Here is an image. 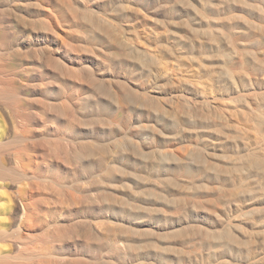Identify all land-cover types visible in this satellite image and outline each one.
Returning <instances> with one entry per match:
<instances>
[{
  "label": "rangeland",
  "instance_id": "obj_1",
  "mask_svg": "<svg viewBox=\"0 0 264 264\" xmlns=\"http://www.w3.org/2000/svg\"><path fill=\"white\" fill-rule=\"evenodd\" d=\"M15 1L0 264H264V0Z\"/></svg>",
  "mask_w": 264,
  "mask_h": 264
},
{
  "label": "bare ground",
  "instance_id": "obj_2",
  "mask_svg": "<svg viewBox=\"0 0 264 264\" xmlns=\"http://www.w3.org/2000/svg\"><path fill=\"white\" fill-rule=\"evenodd\" d=\"M156 1V0H155ZM257 1H259V0H257ZM256 1V2H257ZM8 2L10 3V6H9V11L10 12H8L9 13V18H8V20L7 21H4L3 20V15H2V0H0V47H3V46H11L12 44H13V41H14V38H15V33H14V22H15V8H16V1L15 0H8ZM116 2V1H115ZM159 2V1H158ZM252 2V1H251ZM140 3V2H139ZM159 4V3H158ZM164 4V3H163ZM235 4V3H234ZM248 4V3H247ZM264 4V3H263ZM99 5V4H98ZM236 6V5H235ZM146 7V6H145ZM160 7H161V5H160ZM113 8V7H112ZM148 8V7H147ZM44 9V8H43ZM104 9H106V8H104ZM92 10V9H91ZM42 11H44V10H42ZM93 11V10H92ZM106 11V10H105ZM94 13H95V11H93ZM49 13V15H51V13L50 12H48ZM93 13V14H94ZM101 13V12H100ZM112 13V12H111ZM76 14H78V13H76ZM92 14V13H91ZM103 14V13H102ZM134 14V13H133ZM158 14V13H157ZM101 15V14H100ZM105 15H107V14H105ZM238 15V14H237ZM40 16H42V15H40ZM158 16V15H157ZM233 16V15H232ZM231 16V17H232ZM97 17H99V16H97ZM94 18V17H93ZM227 18V17H226ZM107 19V18H106ZM109 19V18H108ZM249 20V19H248ZM28 21V20H27ZM34 21V20H33ZM254 21V20H253ZM50 22V21H49ZM260 22V21H259ZM47 23V22H46ZM239 23V22H238ZM264 23V22H263ZM55 24H56V26H58V22H57V20L55 21ZM46 25V24H45ZM133 25V24H132ZM259 25H261V24H259ZM263 25V24H262ZM43 26V25H42ZM48 26V25H47ZM60 26V25H59ZM264 26V25H263ZM143 27V26H142ZM253 27V26H252ZM51 28V27H50ZM54 28V27H53ZM92 28V27H91ZM104 28H105V25H104ZM4 29H5V31H6V35H5V37H3V32H4ZM42 29V28H41ZM52 29V28H51ZM106 29V28H105ZM98 30V29H97ZM96 30V31H97ZM102 30H103V27H102ZM99 31V30H98ZM42 32V31H41ZM100 32V31H99ZM74 33V32H73ZM78 33V32H77ZM76 33V34H77ZM83 33V32H82ZM85 33V32H84ZM87 33V32H86ZM25 34V33H24ZM38 34V33H37ZM97 34V33H96ZM117 34V33H116ZM100 35V34H99ZM237 35V34H236ZM95 36V35H94ZM101 36V35H100ZM109 36V35H108ZM200 36V35H199ZM247 36H248V34H247ZM102 37V36H101ZM104 37V36H103ZM256 37V36H255ZM264 37V36H263ZM88 39H90V38H88ZM232 39V38H231ZM252 39V38H251ZM81 40H82V38H81ZM208 40V39H207ZM42 41V40H41ZM88 41V40H87ZM264 41V40H263ZM62 42V41H61ZM82 42V41H81ZM139 42H140V40H139ZM194 42V41H193ZM243 42V41H242ZM86 43V42H85ZM130 43V42H129ZM260 43V42H259ZM80 44V43H79ZM87 44V43H86ZM85 44V45H86ZM135 44V43H134ZM140 44V43H139ZM54 45V44H53ZM250 45H252V44H250ZM249 45V46H250ZM61 46V45H60ZM138 46V45H137ZM248 46V45H247ZM86 47V46H85ZM139 47V46H138ZM140 47H141V45H140ZM251 47V46H250ZM35 48V47H34ZM80 48V47H79ZM83 48V47H82ZM133 48V47H132ZM222 48V47H221ZM229 48H231V47H229ZM249 48V47H248ZM134 49V48H133ZM136 49L138 50V48L136 47ZM251 49V48H250ZM245 50V49H244ZM254 50V49H253ZM31 51V50H30ZM53 51V50H52ZM71 51H72V49H71ZM111 51V50H110ZM123 51V50H122ZM129 51V50H128ZM140 51V50H139ZM138 51V52H139ZM246 51V50H245ZM116 52V51H115ZM74 53H76V52H74ZM141 53V52H140ZM75 55V54H74ZM264 55V54H263ZM37 56V55H36ZM50 56V55H49ZM79 56V55H78ZM95 56V55H94ZM115 56V55H114ZM113 56V57H114ZM137 56V55H136ZM141 56V55H140ZM252 56H254L255 57V54L254 55H252ZM96 57V56H95ZM109 57V56H108ZM122 57H123V55H122ZM141 58H142V56H141ZM250 58V57H249ZM253 58V57H252ZM107 59V58H106ZM110 59V58H109ZM246 59H248V58H246ZM96 60V59H95ZM208 61V60H207ZM253 61V60H252ZM44 62V61H43ZM141 62V61H140ZM203 62V59H202V61H201V63ZM210 62V61H209ZM226 62V61H225ZM242 62V61H241ZM255 62V61H254ZM45 63V62H44ZM71 63V62H70ZM100 63H101V61H100ZM235 63H236V61H235ZM204 64V63H203ZM242 64V63H241ZM254 65V64H253ZM253 65H251V66H253ZM257 65V64H256ZM141 66V65H140ZM258 66V65H257ZM62 67V66H61ZM212 67H214V64H213V66ZM247 67V66H246ZM133 68V67H132ZM135 68V67H134ZM133 68V69H134ZM237 68V67H236ZM61 69V68H60ZM64 69V68H63ZM85 69V68H84ZM169 69V68H168ZM214 69V68H213ZM238 69H240V68H238ZM237 69V70H238ZM49 70V69H48ZM58 70V69H57ZM209 70V69H208ZM70 71V70H69ZM79 71V70H78ZM148 71V70H147ZM169 71V70H168ZM60 72H61V70H60ZM68 72V71H67ZM83 72V71H82ZM90 72V71H89ZM92 72H93V70H92ZM95 72V71H94ZM200 72V71H199ZM209 72V71H208ZM79 73H81V71L79 72ZM153 73V72H152ZM82 74V73H81ZM88 74H90V73H88ZM116 74V73H115ZM124 74V73H123ZM180 74H182V73H180ZM263 74V73H262ZM83 75V74H82ZM94 74H92V76H93ZM152 75V74H151ZM176 75V74H175ZM238 75V74H237ZM260 75V74H259ZM89 76V75H88ZM87 76V77H88ZM14 77H17V76H14ZM131 77V76H130ZM237 77V76H236ZM172 78V77H171ZM206 78V77H205ZM233 78V77H232ZM94 79V78H93ZM92 79V80H93ZM119 79V78H118ZM94 80H96V78L94 79ZM175 80V79H174ZM192 80V79H191ZM236 80V79H235ZM164 81V80H163ZM91 82V81H90ZM190 82V81H189ZM229 82V81H228ZM252 82V81H251ZM132 83H134V82H132ZM177 83V82H176ZM61 84V83H60ZM140 84V83H139ZM161 84V83H160ZM58 85V84H57ZM56 85V86H57ZM78 85H79V87L81 88V89H83V84L81 83V82H79L78 83ZM136 85V84H135ZM135 85H133V86H135ZM141 85V84H140ZM207 86V85H206ZM259 86V85H258ZM97 87V86H96ZM105 87V86H104ZM129 87H130V85H129ZM198 87V86H197ZM196 87V88H197ZM235 87V86H234ZM237 87V86H236ZM246 87V86H245ZM58 88V87H57ZM61 88V87H60ZM101 88V87H100ZM128 88V87H127ZM126 88V89H127ZM194 88V87H193ZM173 89V88H172ZM184 89V88H183ZM198 89V88H197ZM211 89V88H210ZM213 89V88H212ZM101 89H99V91H100ZM235 90V89H234ZM251 90V89H250ZM108 91V90H107ZM126 91V90H125ZM127 91H129V90H127ZM134 91V90H133ZM172 91V90H171ZM224 91V90H223ZM222 91V92H223ZM263 91V90H262ZM94 92H97V91H94ZM102 92V91H101ZM109 92V91H108ZM130 92H132V91H130ZM212 92V91H211ZM238 92V91H237ZM15 93H16V87H15V84H14V80H13V78L11 77V78H9L8 79V81H7V84H6V87L5 88H3V85H2V83L0 82V101L2 100V98L4 97V96H6V98H7V100H10V105H9V108H10V110L11 111H13L14 110V102H13V99H14V97H15ZM103 93V92H102ZM161 93V92H160ZM186 93V92H185ZM231 93V92H230ZM255 93H256V91H255ZM263 93V92H262ZM80 94V93H79ZM91 94V93H90ZM98 94H100V92L98 93ZM105 94V93H104ZM107 94V93H106ZM249 94V93H248ZM254 94V93H253ZM261 94V93H260ZM89 95V94H88ZM103 94H101L100 96H102ZM154 95V94H153ZM166 95V94H165ZM179 95H181L182 96V94H179ZM215 95H217V94H215ZM225 95V94H224ZM243 94H241V96H242ZM79 96V95H78ZM121 96H122V94H120V93H118V95H117V105H116V109L119 111V112H123L124 111V105H123V100H122V98H121ZM152 96V95H151ZM171 96V95H170ZM174 96V95H173ZM229 96V95H228ZM238 96H240V95H238ZM246 96H247V94H246ZM83 96L80 94V96H79V100L82 98ZM97 97V96H96ZM190 97H192V96H190ZM199 97V96H198ZM205 97V96H204ZM235 98V97H234ZM167 99V98H166ZM192 99V98H191ZM203 99V98H202ZM215 99V98H214ZM218 99V98H217ZM233 99V98H232ZM75 100V99H74ZM176 100V99H175ZM199 100V99H198ZM227 101L229 100L230 101V99H226ZM250 100V99H249ZM252 100V99H251ZM49 101V100H48ZM152 101V100H151ZM184 101V100H183ZM205 101V100H204ZM198 102H200V101H198ZM202 102H203V100H202ZM205 102H208V101H205ZM226 102V101H225ZM242 102V101H241ZM252 102V101H251ZM52 103H54V102H52ZM56 103V102H55ZM189 103V102H188ZM192 103V102H191ZM46 104V103H45ZM76 104H78V102L76 103ZM218 104V103H217ZM220 104V103H219ZM254 104V103H253ZM54 105V104H53ZM75 105V104H74ZM73 105V106H74ZM156 105V104H155ZM225 105V104H224ZM246 105V104H245ZM248 105V104H247ZM51 106V105H50ZM157 106H159L160 107V105H158L157 104ZM229 106V105H228ZM146 107V106H145ZM144 107V108H145ZM153 107H155V106H153ZM200 107V106H199ZM246 107V106H245ZM50 108V107H49ZM148 108V107H147ZM220 108V107H219ZM225 108V107H224ZM228 108V107H227ZM248 108V107H247ZM223 109V108H222ZM48 110V109H47ZM177 110V109H176ZM199 110V109H198ZM221 110V109H220ZM226 110V109H225ZM238 110V109H237ZM42 111H44L43 109H42ZM202 111V110H201ZM232 111V110H231ZM249 112V111H248ZM254 112V111H253ZM213 113V112H212ZM231 115V114H230ZM240 115V114H239ZM252 116V115H251ZM222 118V117H221ZM242 118V117H241ZM219 119V118H218ZM199 120H201V119H199ZM227 120V119H226ZM203 121V120H202ZM220 121V120H219ZM247 121V120H246ZM252 121H253V119H252ZM7 122V121H6ZM122 121L121 120H119V121H117V120H114V124H116L118 127H120V128H122V123H121ZM211 122V121H210ZM221 122V121H220ZM219 122V123H220ZM236 122V121H235ZM192 123V122H191ZM212 123V122H211ZM218 123V124H219ZM225 124H226V122H224ZM228 123V122H227ZM232 123V122H231ZM146 124V123H145ZM200 124V123H199ZM214 124V123H213ZM217 124V125H218ZM195 125V124H194ZM200 125H202V124H200ZM210 125V124H209ZM241 125H243V124H241ZM244 125H246V124H244ZM255 125V124H254ZM75 127V126H74ZM91 127V126H90ZM195 127H196V125H195ZM206 129V128H205ZM228 129V128H227ZM247 129V128H246ZM160 130V129H159ZM245 130V129H244ZM16 131V130H15ZM98 132V131H97ZM204 132V131H203ZM246 132V131H245ZM256 132V131H255ZM215 134V133H214ZM253 134H254V132H253ZM196 135V134H195ZM208 135H209V133H208ZM217 135V134H216ZM211 136V135H210ZM254 136V135H253ZM182 137V136H181ZM212 137V136H211ZM217 137V136H216ZM223 137V136H222ZM250 137V136H249ZM133 139H135V140H137V141H140V140H142V141H140V142H143V140H144V138L143 137H141V136H134V137H132ZM228 139V138H227ZM118 140H120L121 141V139H118ZM203 140V139H202ZM260 140V139H259ZM262 141H263V139H262ZM219 142V141H218ZM242 142V141H241ZM256 142V141H255ZM259 142V141H258ZM121 143V142H120ZM2 144V142H0V145ZM213 144H214V142H213ZM136 145L138 146V147H140V144L139 143H136ZM206 147V146H205ZM218 147V146H217ZM233 147V146H232ZM15 148V147H14ZM253 148H255V147H253ZM5 149V148H4ZM13 149V148H12ZM17 149V148H16ZM145 149H147V147H143L142 148V150H144L145 151ZM169 149V148H168ZM233 149V148H232ZM129 150V149H128ZM5 151H7V149L6 150H2V153L4 154V152ZM149 151V150H148ZM165 151V150H164ZM246 151V150H245ZM248 151V150H247ZM15 153H16V151H14ZM12 153V152H11ZM153 152H152V150L150 151V152H143L142 153V156L144 157V156H149L150 154H152ZM1 154V153H0ZM169 154H171L172 156H173V158L174 159H176V160H179V161H183L184 160V157L181 155V154H179V153H177V152H174V151H172V152H169ZM245 154V153H244ZM2 155V154H1ZM0 155V156H1ZM208 155V154H207ZM235 156V155H234ZM259 156V155H258ZM62 157V156H61ZM28 160V159H27ZM196 160V159H195ZM212 160H214V159H212ZM131 162V159H129V163ZM164 164V163H163ZM156 165V164H155ZM153 166V165H152ZM165 167V166H164ZM134 168V167H133ZM11 170V168L8 166V165H6V164H2V163H0V179H3V177L7 174V173H9V172H11L10 171ZM123 170V172H124V174L126 175V174H128V171H127V169L126 168H123L122 169ZM167 170V169H166ZM258 172V171H257ZM168 175V174H167ZM212 176L214 177V175L212 174ZM157 177V176H156ZM209 177V176H208ZM216 177V176H215ZM221 177V176H220ZM134 178H138L136 175H134ZM178 178V177H177ZM31 179V178H30ZM135 179V180H136ZM242 179V178H241ZM36 180V179H35ZM189 180V179H188ZM236 185V184H235ZM6 186V185H5ZM191 186V185H190ZM166 187V186H165ZM0 188L1 189H3V186H1V184H0ZM18 190H19V193H24V191H25V188H24V186L23 187H21V186H18ZM117 190V189H116ZM197 190V189H196ZM114 191H115V189H114ZM119 192V191H118ZM159 192V191H158ZM181 192V191H180ZM30 193V192H29ZM132 195H133V193H131ZM132 195H130V196H132ZM125 196V195H124ZM131 201H134V202H136V203H139L140 201H138V199H137V197H134V198H132V199H130ZM28 201V200H27ZM30 201V200H29ZM33 201V200H32ZM148 203V202H147ZM165 204V203H164ZM252 204V203H251ZM11 206V205H10ZM247 207V206H246ZM23 208V207H22ZM157 208V207H156ZM219 208V207H218ZM172 209V208H171ZM170 209V210H171ZM24 210V209H23ZM250 210V209H249ZM172 211V210H171ZM185 212H186V210H185ZM150 213V212H149ZM173 213V212H172ZM184 214V213H183ZM92 215V214H91ZM241 215V214H240ZM26 216V215H25ZM174 216V215H173ZM222 216V215H221ZM239 216V215H238ZM151 217V216H150ZM167 217V216H166ZM224 217V216H223ZM222 217V218H223ZM145 218V216H142V219H144ZM184 218V217H183ZM221 218V217H220ZM227 218V217H226ZM152 218H149V219H144V220H151ZM155 219H157V218H155ZM188 219H190V218H188ZM234 219V218H233ZM32 220V219H31ZM154 220V219H153ZM152 220V221H153ZM252 220V219H251ZM98 221V220H97ZM223 221H224V219H223ZM222 221V222H223ZM243 221V220H242ZM150 222V221H149ZM236 222V221H235ZM228 224H230V223H232L231 221H229V222H227ZM68 225V224H67ZM70 225V224H69ZM139 225V224H138ZM170 225V224H169ZM225 225H227V224H225ZM239 225V224H238ZM24 228V227H23ZM95 228V227H94ZM98 228V227H97ZM147 228H149V227H147ZM168 228V227H167ZM148 230V229H147ZM26 231V230H25ZM189 231V230H188ZM96 232V231H95ZM130 232V231H129ZM24 234H26V233H24ZM28 234V233H27ZM35 234V233H34ZM4 236V235H3ZM33 239H35V237L33 238ZM65 239V238H64ZM63 241V240H62ZM61 241V242H62ZM137 241V240H136ZM135 241V242H136ZM29 242V241H28ZM138 242V241H137ZM136 242V243H137ZM60 243V242H59ZM135 243V244H136ZM160 243V242H159ZM168 244V243H167ZM58 245V244H57ZM69 245V244H68ZM136 245H138V244H136ZM139 245H142V243H140ZM144 245V244H143ZM142 245V246H143ZM158 245H160L161 246V244H158ZM141 246V247H142ZM146 246H148V245H146ZM21 247V246H20ZM141 247H139V248H141ZM124 248H129V245H128V243H125L124 244ZM24 249V248H23ZM35 249V248H34ZM187 250V249H186ZM0 251H1V249H0ZM147 251H148V249H147ZM122 253V252H121ZM5 257L6 256H0V263L2 262V260L3 259H5ZM224 258V257H223ZM225 261V260H224ZM247 262V261H246ZM251 263H252V261H250ZM234 264H236V263H234ZM238 264H240V263H238ZM249 264V263H248Z\"/></svg>",
  "mask_w": 264,
  "mask_h": 264
}]
</instances>
